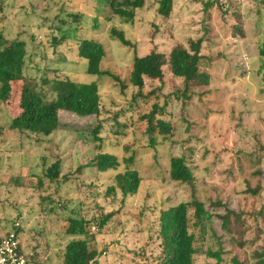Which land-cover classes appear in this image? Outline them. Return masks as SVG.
Masks as SVG:
<instances>
[{"label": "rangeland", "instance_id": "374dc122", "mask_svg": "<svg viewBox=\"0 0 264 264\" xmlns=\"http://www.w3.org/2000/svg\"><path fill=\"white\" fill-rule=\"evenodd\" d=\"M208 1L213 4L205 8ZM93 6L86 0H0V29L9 39L27 44L29 82L36 81L50 99L53 93L42 78L70 74L79 82H96L103 108L101 117L61 112L62 127L50 138L20 134L8 129L22 111L24 82L13 84L10 98L0 100V233L20 221L27 245H38L41 263L62 264L70 239L65 234L68 220L86 214L94 226L91 245L106 250L100 264H160L162 210L194 197L195 191L171 181L168 174L171 158L184 156L197 178L196 198L212 214L202 227L194 226L191 218L197 236L195 264H216L208 252L221 249V264H255V252H264V57L258 53L264 40V0H174L167 26L173 37L161 40L160 49L169 51L173 43L189 45L192 39L204 38V58L191 82V97H184L185 82L167 73L164 91L157 90L138 103L132 100L136 89L122 83L127 82L135 53H148L153 34L167 31L155 10L157 0H146L132 23L110 20L106 8L98 16ZM78 10L85 15L82 24L62 22L71 21V13ZM113 28L123 31L132 45L113 36ZM64 34L65 42L54 45L55 38L58 42ZM83 38H96L105 45L101 67L119 76V81L86 72L87 61L77 52ZM165 96L171 103L161 116L175 123L176 132L166 138L157 134L153 147L145 133L147 121L139 117L155 103L163 105ZM98 121L103 124L102 142L96 148L115 154L118 168L87 171L84 192H77L76 180L64 182L61 193H54L57 187L48 183L40 190L38 175L58 155L62 174L78 176V166L97 153L87 130ZM132 156L134 162H127ZM127 169L140 172L141 190L99 230L101 214L120 207L105 193L115 176ZM92 179L97 183L89 187ZM89 188H96L98 197ZM37 191L41 196L51 194L45 211L37 205ZM194 210H190L192 217ZM228 211L237 215L229 213L226 228L222 217Z\"/></svg>", "mask_w": 264, "mask_h": 264}, {"label": "trees", "instance_id": "16d2710c", "mask_svg": "<svg viewBox=\"0 0 264 264\" xmlns=\"http://www.w3.org/2000/svg\"><path fill=\"white\" fill-rule=\"evenodd\" d=\"M64 1V0H63ZM92 2L96 13H109V19L119 18L122 22H135L136 14L139 10L146 7V0H86V3ZM174 0H157L155 8L157 16L162 20V26L166 28V33L153 34V46L146 54L135 53L132 61V69L127 77V82L122 83V87L129 85L136 89L132 100L148 99L151 93L165 88L166 75L171 74L173 78H180L185 82L184 97L189 99L188 91L191 89V82L196 78L200 71L201 61L204 56L201 54L204 38L192 39L189 45L177 42L173 43L169 51L161 50V40L172 38L173 32L168 30L167 26L171 21ZM213 3L208 1L205 8H209ZM1 9V8H0ZM71 21L62 20L63 23L74 22V24H82L85 15L82 11L71 13ZM166 22V24H165ZM96 28L99 21L96 20ZM159 25V24H158ZM171 25H169L170 27ZM69 27H76L70 24ZM156 31L160 32L156 27ZM169 31V32H168ZM172 33V34H171ZM112 35L117 37L122 44L126 46L132 45V42L126 38L123 31L116 28L112 29ZM152 36V35H151ZM68 38L63 35L55 44H63ZM78 56L80 59L87 61L86 72L94 76H106L120 80L112 71L101 67L104 58L107 55L105 45L96 38H83L79 41ZM258 53L264 57V40L259 45ZM27 44L24 40L9 39L4 30L0 29V100L4 101L10 98L13 91V84L17 81H23V89L21 95V113L15 116L10 123L9 130L17 131L20 134H29L44 138L52 137L55 132L62 127L60 118L61 112L73 113L81 117H101L103 113L102 97L100 94V85L96 82H79L73 79L70 74L65 76H54V78H42V83L48 87L53 93V98H47L44 89L40 90L36 81L29 82V77L25 74L27 61ZM152 86L148 92L146 91ZM170 94V93H169ZM170 96H165L163 105L155 103L153 108L143 113L139 117V121H147V129L145 133L150 136V144L154 147L157 144L156 135L166 136L176 132L174 122L163 118L167 106L170 105ZM179 98V95H177ZM136 103V104H137ZM162 115V116H161ZM161 116V117H160ZM103 124L98 121L97 125L88 129V135L95 148H100ZM47 149H50L49 142L46 141ZM97 153L85 164L78 166V176L73 177L71 174H62V160L58 155L57 160L47 161L44 165L43 172L38 175V186L40 190L48 183L57 187L54 193H61L64 182L76 180L77 192L86 191L82 186L85 182L84 174L87 171L105 172L109 169H117L120 162L115 154L108 152ZM1 160V157H0ZM127 162L133 163L134 157L127 159ZM50 163V164H48ZM169 178L173 182H180L189 186L194 192V197L190 201L173 204L160 215V240L162 254L160 256V264H195V256L198 253L196 246L197 236L192 231L191 218L194 219L193 225L202 227L206 220H211L212 214L205 208L203 202L198 200L196 193V176L184 156H173L170 161ZM79 176L83 177L80 180ZM1 178V177H0ZM80 181V182H79ZM87 181V180H86ZM92 179L90 185L95 186L96 181ZM92 183V184H91ZM143 177L137 169H127L119 172L115 176V183L110 185L105 196L111 201L120 203V207L116 211L102 213L100 216L99 230H102L108 221L116 214H120L123 206L127 204L130 198L136 196L141 190ZM84 185V184H83ZM95 197L97 196L96 188H89ZM82 192V193H83ZM256 191L254 190V193ZM37 205L45 211V201L51 198L49 196H41L37 191ZM106 205V204H104ZM194 208V216L190 215V210ZM54 209V208H53ZM236 214L234 211L222 217L224 226L229 227L230 214ZM237 215V214H236ZM239 217V216H238ZM65 229V234L70 238L62 253V264H100V259L106 253L105 248L99 250L92 246L90 239L95 237L92 230V220L84 214L79 217H70ZM95 221V219H94ZM25 225L17 220L13 222L9 231H14L21 237L28 251L32 253L33 264L41 263V254L38 245L30 248L25 242ZM96 227V226H95ZM8 232V231H7ZM209 256L217 260L216 264H221L223 260V251H209ZM257 260L255 264H264V252H255L254 256ZM237 263H239L236 260Z\"/></svg>", "mask_w": 264, "mask_h": 264}, {"label": "built area", "instance_id": "2783aa9c", "mask_svg": "<svg viewBox=\"0 0 264 264\" xmlns=\"http://www.w3.org/2000/svg\"><path fill=\"white\" fill-rule=\"evenodd\" d=\"M31 256L14 231L0 233V264H33Z\"/></svg>", "mask_w": 264, "mask_h": 264}]
</instances>
